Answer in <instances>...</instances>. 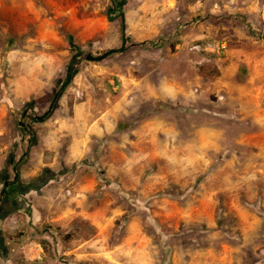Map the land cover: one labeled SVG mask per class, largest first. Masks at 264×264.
I'll list each match as a JSON object with an SVG mask.
<instances>
[{"label": "rangeland", "instance_id": "obj_1", "mask_svg": "<svg viewBox=\"0 0 264 264\" xmlns=\"http://www.w3.org/2000/svg\"><path fill=\"white\" fill-rule=\"evenodd\" d=\"M14 167L0 264H264V0H0Z\"/></svg>", "mask_w": 264, "mask_h": 264}, {"label": "flooded vegetation", "instance_id": "obj_2", "mask_svg": "<svg viewBox=\"0 0 264 264\" xmlns=\"http://www.w3.org/2000/svg\"><path fill=\"white\" fill-rule=\"evenodd\" d=\"M28 111V109L24 111L26 112V115L23 117H26L28 115ZM25 128H27V126H25ZM13 170L14 177L12 179H9V181L5 180L4 188L0 191V209H3L4 205L6 204H10V202L13 201L11 200V198L23 195L19 182V170L17 167H14Z\"/></svg>", "mask_w": 264, "mask_h": 264}, {"label": "water", "instance_id": "obj_3", "mask_svg": "<svg viewBox=\"0 0 264 264\" xmlns=\"http://www.w3.org/2000/svg\"><path fill=\"white\" fill-rule=\"evenodd\" d=\"M122 22H123V30L125 29V25H124V14L122 13ZM126 43H127V40H126V37L123 36V45L121 48L119 49H110L108 50L107 52H105L104 54L102 55H99V56H94L92 55V53H87L86 55H84V60H87V61H103L104 59H106L107 57H109L110 55L114 54V53H117V52H123L125 51V46H126ZM65 85L61 86V89L64 87ZM59 98V92H57L55 95H54V98H53V101L48 109V111L46 113H44L43 115L41 116H37L36 117V120H43L44 118H46L49 114H51L53 108L55 107V104H56V101L58 100ZM26 115V112L23 113V116ZM22 124V123H21Z\"/></svg>", "mask_w": 264, "mask_h": 264}, {"label": "crops", "instance_id": "obj_4", "mask_svg": "<svg viewBox=\"0 0 264 264\" xmlns=\"http://www.w3.org/2000/svg\"><path fill=\"white\" fill-rule=\"evenodd\" d=\"M200 3V2H199ZM200 8V6H198L197 7V9H199ZM180 46V45H179ZM171 88H172V86H171ZM77 127H79L78 126V123L76 122V126H75V128H73V129H71L69 132H76L77 131ZM79 128H81V127H79ZM82 129V128H81ZM61 130H63V129H61ZM70 134V133H69ZM75 139V141L77 142H79L80 144H82L84 141L86 142V140L85 139H82V135H80L79 136V138H74ZM51 140H53V139H51V137H49V140H48V142H50ZM85 146V145H84ZM84 152V151H83ZM16 199V197H14V198H11V200H13L15 203H16V205H18V209H20V208H23V199H17V200H15ZM22 200V201H21ZM13 201H11V202H13ZM14 203H11V205H13ZM10 204H6V206H11ZM40 248V247H39ZM11 250V249H10ZM21 250H22V252L24 253V255H25V257L27 258V259H32L33 261H35V263H39L37 260H36V257L37 256H41V254H42V249L40 248V249H36L35 251H33V249H31V248H29V246L28 245H25V246H23L22 248H21ZM41 258H42V256H41Z\"/></svg>", "mask_w": 264, "mask_h": 264}, {"label": "trees", "instance_id": "obj_5", "mask_svg": "<svg viewBox=\"0 0 264 264\" xmlns=\"http://www.w3.org/2000/svg\"><path fill=\"white\" fill-rule=\"evenodd\" d=\"M123 5V1H120V3H119V8L121 7ZM119 16L121 17L122 16V11L120 10V14H119ZM121 19H122V17H121ZM69 42H70V44H71V46H72V48H73V51H78L79 52V49H78V47L76 46V44H75V42H74V40H73V38L72 37H69ZM76 61H77V58L76 57H74L73 58V60H72V62L68 65V67H67V79H66V81H65V83L63 84V85H65L62 89H61V87H60V91H59V97L60 96H62V93H63V90L65 89V87L67 86V84H68V82L74 77V75L76 74V69L74 68V65L76 64ZM62 85V86H63ZM56 105V104H55ZM31 106V104H28L27 105V107H30ZM45 119V118H44Z\"/></svg>", "mask_w": 264, "mask_h": 264}, {"label": "built area", "instance_id": "obj_6", "mask_svg": "<svg viewBox=\"0 0 264 264\" xmlns=\"http://www.w3.org/2000/svg\"><path fill=\"white\" fill-rule=\"evenodd\" d=\"M41 259H42V258H41L40 255L36 257V260H41Z\"/></svg>", "mask_w": 264, "mask_h": 264}]
</instances>
